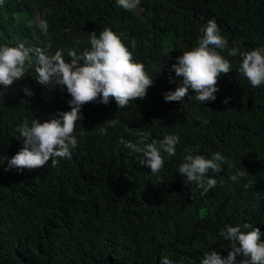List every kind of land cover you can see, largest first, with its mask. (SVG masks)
Here are the masks:
<instances>
[{"label": "trees", "instance_id": "obj_1", "mask_svg": "<svg viewBox=\"0 0 264 264\" xmlns=\"http://www.w3.org/2000/svg\"><path fill=\"white\" fill-rule=\"evenodd\" d=\"M209 19L230 47H264V0H140L132 12L116 0H4L0 46L61 51L70 63V51L82 55L90 47L88 33L108 27L145 65L153 85L126 108L112 99L85 104L70 160L22 172H5L4 161L0 264H160L163 254L173 264H200L205 252L227 256L231 244L219 235L225 225L250 231L243 229L249 224L264 233V85L251 87L237 71L240 58L225 51L232 71L218 79L214 101L201 104L192 90L180 102L164 100L181 83L172 64L197 46ZM32 63L22 81L0 85V154L8 159L23 147L16 129L25 120L43 123L71 110L66 89L35 82V58ZM112 119L114 126L104 124ZM140 133L149 134L146 143L180 137L174 156L162 152V180L139 165L142 153L125 146L143 148ZM189 152L205 158L219 152L228 161L221 172H208L223 183L206 195L178 173Z\"/></svg>", "mask_w": 264, "mask_h": 264}, {"label": "clouds", "instance_id": "obj_2", "mask_svg": "<svg viewBox=\"0 0 264 264\" xmlns=\"http://www.w3.org/2000/svg\"><path fill=\"white\" fill-rule=\"evenodd\" d=\"M3 3L4 0H0V5ZM116 5L132 12L138 8L140 0H116ZM201 32L202 37L198 39L197 46L191 51L183 52L172 64L171 70L177 78H181V83L175 91L164 94L165 102H180L189 94V90L195 92L192 99L201 104L214 101L218 91V79L232 71V64L222 55L225 51L229 57L240 58L237 71L251 87L264 85V47L250 51H242L235 44L230 47L229 41L221 35L214 19H209ZM88 38L90 47L86 48L82 55H77L76 51L68 53L70 63L66 62L61 51L49 54L44 48L26 47L24 43L16 47L8 44L0 46V85L4 89L22 81L29 69L33 68L32 61L35 58V82L45 88L52 84L61 91L66 89L71 97V110L58 112L59 118H52L43 123L34 118L30 125L25 120L17 127L16 131L22 137L23 147L11 159L0 154V167H3L4 161L7 160L5 172L13 169L18 172L33 171L44 168L49 161L52 167H56L61 159L70 160L73 150L78 146L74 133L77 122L83 119L81 109L85 104L99 102L107 105L112 99L121 109L126 108L130 102L146 97L147 89L153 85V79L145 71L143 63L134 61L133 52L125 46L120 36L110 28L104 27L99 35L95 31L88 33ZM131 44L134 50L135 39ZM22 91L29 97L33 95L27 86ZM224 103H228V100ZM104 124L114 126L116 120L112 119ZM105 133L106 129L101 128V134ZM83 134L81 132V135ZM139 135L141 138L137 143L143 144V148L131 142L125 146L133 152L142 153V158L138 159L139 165L146 166L151 170L150 175L162 180V152L169 157L174 156L176 145L180 142L179 135L169 134L161 141L153 140L151 143H146L148 133ZM225 163L228 161L219 152L212 154L211 158L189 152L179 165L178 173L185 178V185L194 183L202 190L201 195H206L218 183H223L222 180L208 177V172H221ZM229 167L232 165L229 164ZM245 173L246 170L237 171L230 179L235 182ZM250 228V231H242L240 226L225 225L219 235L231 244L227 256L222 257L217 251L205 252L200 264H264V233L259 227L243 225V229ZM160 264H173V261L163 254Z\"/></svg>", "mask_w": 264, "mask_h": 264}]
</instances>
